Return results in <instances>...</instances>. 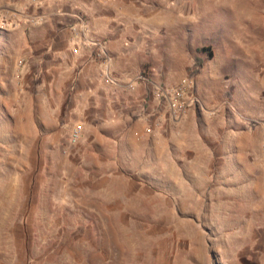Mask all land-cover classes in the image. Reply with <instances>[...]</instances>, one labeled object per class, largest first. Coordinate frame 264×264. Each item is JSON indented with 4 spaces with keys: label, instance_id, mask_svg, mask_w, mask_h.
<instances>
[{
    "label": "rangeland",
    "instance_id": "rangeland-1",
    "mask_svg": "<svg viewBox=\"0 0 264 264\" xmlns=\"http://www.w3.org/2000/svg\"><path fill=\"white\" fill-rule=\"evenodd\" d=\"M95 1L150 43L101 79V117L54 116L17 69L0 85V264H264V0ZM204 46L186 113L151 91V116L117 117L118 93L177 85Z\"/></svg>",
    "mask_w": 264,
    "mask_h": 264
},
{
    "label": "crops",
    "instance_id": "crops-1",
    "mask_svg": "<svg viewBox=\"0 0 264 264\" xmlns=\"http://www.w3.org/2000/svg\"><path fill=\"white\" fill-rule=\"evenodd\" d=\"M98 4L94 0L83 5L72 0H0V85L13 82L17 69L27 80L30 77L32 84L47 86L51 101L48 108L55 111L54 116H59L61 107L67 112L65 116L77 110L85 117L103 116V64L93 56L94 48L83 42L82 35L106 38L114 54L111 69L130 70L135 67L133 57L150 43L145 41V34L153 32L142 29V19H137L134 31H125V17H109L99 11ZM84 14L88 15L87 21L82 19ZM76 26L82 29L80 34L72 31ZM75 45L77 53L73 52ZM20 60L24 65L18 66ZM61 86H66L63 106L58 102ZM147 87L139 83L133 94L118 93L119 119L141 121L152 115L157 106L151 95L145 104ZM80 93L83 99L78 98Z\"/></svg>",
    "mask_w": 264,
    "mask_h": 264
},
{
    "label": "built area",
    "instance_id": "built-area-1",
    "mask_svg": "<svg viewBox=\"0 0 264 264\" xmlns=\"http://www.w3.org/2000/svg\"><path fill=\"white\" fill-rule=\"evenodd\" d=\"M82 37L86 45L94 48L93 56L97 58V60H101L103 64V78L107 79L108 82L114 81L111 69L112 57L106 51L103 40L99 37L89 38L85 36V33ZM74 50L77 51L78 48H74ZM19 64H23V60H20ZM136 82L137 78L129 80L127 82V88L134 89ZM194 83L193 78L186 76L177 85L167 86L161 83H155L153 89H150L157 99L167 103L172 115L181 116L187 112L189 107V102L187 100L188 92L190 89H193ZM81 131L82 127L80 125L75 127L73 132L75 140L80 137Z\"/></svg>",
    "mask_w": 264,
    "mask_h": 264
},
{
    "label": "trees",
    "instance_id": "trees-1",
    "mask_svg": "<svg viewBox=\"0 0 264 264\" xmlns=\"http://www.w3.org/2000/svg\"><path fill=\"white\" fill-rule=\"evenodd\" d=\"M201 52H202V54L197 55L193 58V64H192L191 68L189 69V74H188L191 78H193L200 71V69L204 65L206 57L210 59L214 55L212 49L209 46H204L201 49ZM194 89H196L195 83L193 86V90ZM150 94H151V89L149 87H147V96H146L145 104H147V101L149 99Z\"/></svg>",
    "mask_w": 264,
    "mask_h": 264
}]
</instances>
